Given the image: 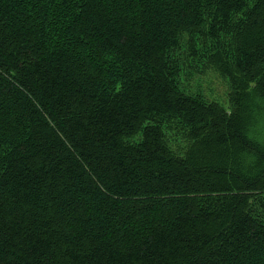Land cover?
I'll list each match as a JSON object with an SVG mask.
<instances>
[{
	"label": "trees",
	"instance_id": "trees-1",
	"mask_svg": "<svg viewBox=\"0 0 264 264\" xmlns=\"http://www.w3.org/2000/svg\"><path fill=\"white\" fill-rule=\"evenodd\" d=\"M0 264H264V0H0Z\"/></svg>",
	"mask_w": 264,
	"mask_h": 264
},
{
	"label": "rangeland",
	"instance_id": "rangeland-1",
	"mask_svg": "<svg viewBox=\"0 0 264 264\" xmlns=\"http://www.w3.org/2000/svg\"><path fill=\"white\" fill-rule=\"evenodd\" d=\"M191 86H189V85ZM226 80L219 76L214 70L208 71L206 75L193 78L184 84V90L190 92L200 91L209 101H214L225 108H229V90Z\"/></svg>",
	"mask_w": 264,
	"mask_h": 264
}]
</instances>
